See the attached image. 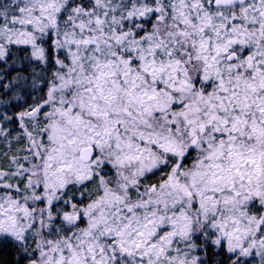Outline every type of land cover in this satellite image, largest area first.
Returning <instances> with one entry per match:
<instances>
[{"label":"snow or ice","instance_id":"obj_1","mask_svg":"<svg viewBox=\"0 0 264 264\" xmlns=\"http://www.w3.org/2000/svg\"><path fill=\"white\" fill-rule=\"evenodd\" d=\"M0 264H264V0H0Z\"/></svg>","mask_w":264,"mask_h":264}]
</instances>
